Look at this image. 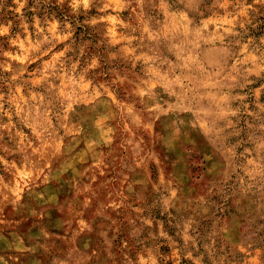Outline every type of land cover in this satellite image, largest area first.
I'll use <instances>...</instances> for the list:
<instances>
[{
    "label": "rangeland",
    "instance_id": "1",
    "mask_svg": "<svg viewBox=\"0 0 264 264\" xmlns=\"http://www.w3.org/2000/svg\"><path fill=\"white\" fill-rule=\"evenodd\" d=\"M0 264H264V0H0Z\"/></svg>",
    "mask_w": 264,
    "mask_h": 264
}]
</instances>
